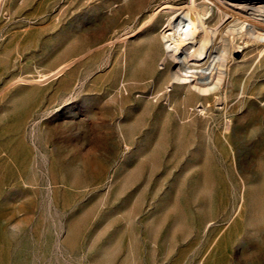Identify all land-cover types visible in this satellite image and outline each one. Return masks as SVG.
<instances>
[{
	"label": "rangeland",
	"instance_id": "1",
	"mask_svg": "<svg viewBox=\"0 0 264 264\" xmlns=\"http://www.w3.org/2000/svg\"><path fill=\"white\" fill-rule=\"evenodd\" d=\"M182 6L3 0L0 264H264V43L188 97Z\"/></svg>",
	"mask_w": 264,
	"mask_h": 264
},
{
	"label": "bare ground",
	"instance_id": "2",
	"mask_svg": "<svg viewBox=\"0 0 264 264\" xmlns=\"http://www.w3.org/2000/svg\"><path fill=\"white\" fill-rule=\"evenodd\" d=\"M161 37L166 82L185 87L188 97L206 99L216 95L230 72V57L240 47H234V40L264 43V0H183L168 17Z\"/></svg>",
	"mask_w": 264,
	"mask_h": 264
}]
</instances>
